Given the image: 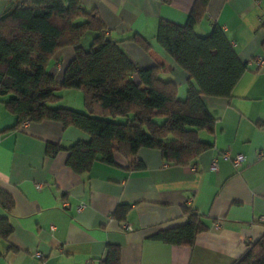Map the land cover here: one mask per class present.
<instances>
[{
    "label": "crops",
    "instance_id": "crops-1",
    "mask_svg": "<svg viewBox=\"0 0 264 264\" xmlns=\"http://www.w3.org/2000/svg\"><path fill=\"white\" fill-rule=\"evenodd\" d=\"M17 2L0 0V16ZM80 3L98 13L110 38L124 40L122 49L136 68L168 69L161 78L173 81L178 98H185L187 75L155 34L160 20L183 25L194 0ZM214 25L246 69L229 98H203L214 122L199 138L211 146L187 166L139 148L130 160L141 168L129 169V159L117 156L115 166L95 162L77 174L66 165L65 150L47 157L45 148L86 141L84 132L50 120L15 127L0 98V189L13 200L10 213L0 208L12 227L7 239L0 238V264H98L107 244L119 246L120 264H233L246 243L264 234V0H209L195 31L207 35ZM134 34L148 41L147 50L126 40ZM72 57L73 50L63 47L51 58L47 70L56 83ZM60 95L52 107L84 111L79 90ZM238 154L244 160L236 168L231 158ZM119 205L129 206L122 221L111 216ZM183 206L206 217L208 229L190 247L154 240L158 231L184 223Z\"/></svg>",
    "mask_w": 264,
    "mask_h": 264
},
{
    "label": "trees",
    "instance_id": "trees-1",
    "mask_svg": "<svg viewBox=\"0 0 264 264\" xmlns=\"http://www.w3.org/2000/svg\"><path fill=\"white\" fill-rule=\"evenodd\" d=\"M208 1L194 0L183 25L158 22L155 42L187 75L181 100L177 85L161 78L168 69L136 68L122 49L124 40L110 38L98 13L85 9L80 0H18L0 16V98L15 117V127L50 120L84 132L86 141L45 148L47 157L65 150L66 165L77 174L88 172L95 162L115 166L117 156L129 159V169L141 168L130 160L139 148L159 151L167 164L189 165L211 146L199 138L214 122L203 98H229L246 69L221 27L214 25L207 35L196 33ZM86 37L88 46L83 43ZM126 40L144 50L149 47L140 35ZM63 47H70L73 57L56 83L47 67ZM67 89L81 92L83 112L51 106ZM0 208L6 213L13 208L11 196L2 189ZM128 210V205H119L111 216L122 221ZM181 217L183 224L152 238L192 246L208 229L206 217L191 206L182 207ZM11 232L7 218L0 216V238L7 239ZM245 246L233 264H264V234ZM119 257V246L107 244L98 264H120Z\"/></svg>",
    "mask_w": 264,
    "mask_h": 264
},
{
    "label": "built area",
    "instance_id": "built-area-1",
    "mask_svg": "<svg viewBox=\"0 0 264 264\" xmlns=\"http://www.w3.org/2000/svg\"><path fill=\"white\" fill-rule=\"evenodd\" d=\"M260 60L258 59V61H257V63H259L260 64ZM28 123V121H24V122H22L21 123V125L22 126H25L26 124ZM228 152H225V153H223L222 154V157L223 158H228ZM243 160H244V157L242 156V155H240V154H238V155H235V156H233L232 158H231V161H232V163H233V166L234 167H239L240 165H241V163L243 162ZM211 170H215L216 169V161H215V159H213V161H212V163H211ZM37 188H40V186L39 185H37ZM82 204L81 205H79V209L80 208H82ZM215 226H217V225H215Z\"/></svg>",
    "mask_w": 264,
    "mask_h": 264
},
{
    "label": "rangeland",
    "instance_id": "rangeland-1",
    "mask_svg": "<svg viewBox=\"0 0 264 264\" xmlns=\"http://www.w3.org/2000/svg\"><path fill=\"white\" fill-rule=\"evenodd\" d=\"M87 41H88V38L86 37V39H85L84 42H83L84 45H86V46H88V42H87ZM86 48H87V47H86ZM55 105H57V103H55ZM55 105L53 104V106H55ZM57 106H58V105H57Z\"/></svg>",
    "mask_w": 264,
    "mask_h": 264
}]
</instances>
